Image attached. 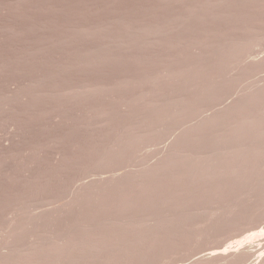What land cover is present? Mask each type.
I'll use <instances>...</instances> for the list:
<instances>
[{"label": "rangeland", "instance_id": "374dc122", "mask_svg": "<svg viewBox=\"0 0 264 264\" xmlns=\"http://www.w3.org/2000/svg\"><path fill=\"white\" fill-rule=\"evenodd\" d=\"M203 35L204 38L202 37ZM200 38H203V42ZM205 39L208 40L207 43L210 45L206 43ZM211 41L212 43H210ZM199 43L201 46L195 47ZM225 45L230 48L238 45V50L235 47L237 54H234L235 48L229 50L230 48L225 47ZM218 46L220 50H218ZM215 50L220 52L217 53ZM224 51L226 53L229 52L230 56L233 53L235 58H233V54L231 58ZM221 52H223L224 56ZM215 53L217 57L221 56V59L219 57L217 60ZM222 57L227 58V61L229 58L228 63ZM215 61H221V63ZM212 62L216 67L219 66V69H225V72L218 70ZM219 63L222 67H220ZM225 63L231 66H227ZM207 64L214 69L212 72ZM263 64L264 0H0V264H25V262H27L26 264H48L45 263L47 260L49 264L50 262L51 264H264V159L263 162L261 161L262 155L264 158V150L262 149L264 148V131H260L261 129L264 130V106H262L264 105V86H262L264 85ZM198 66L201 67L198 69ZM255 67L259 68V70H255ZM170 68L173 72L171 70V72H168ZM185 68L188 71L190 69V71L188 72ZM192 68L198 69L199 72L196 69L193 71ZM204 68L205 72L203 71ZM245 68L250 73L248 71L242 72ZM252 68L254 69L253 73H251ZM164 69L169 74L166 71L163 72ZM182 69L185 73H188H181L183 72ZM174 70L180 72L177 73L176 71V74H174ZM195 70L198 74L204 72L202 74L205 75H198ZM209 70L211 75L207 73ZM233 70L234 72H232ZM192 71L195 73L192 74L191 78H188V76H191L190 72ZM257 72L262 76L260 77ZM158 74L161 75L159 76ZM182 74H185L186 77ZM166 75H171L172 78H168ZM173 75L177 76L174 77ZM209 75L211 78H209ZM193 76L195 78L196 76L200 78L202 76L205 81L203 78H201L202 81L200 78L194 79ZM148 77L152 78L148 79ZM234 78L236 82H234ZM128 79L129 82L131 80V84H129ZM150 79L153 80L150 82ZM238 79H242L241 82ZM254 80H257L256 82L259 85L256 84L257 88L255 85H252L255 82ZM242 81L245 84L248 82L249 84L247 85L249 87L243 84ZM227 83L229 84V88ZM234 83L237 85L240 83L242 87L239 84L240 86L236 85L237 89H235ZM89 84L90 87L87 86ZM100 84L102 89L99 87ZM193 84H196L195 87L197 86V88L191 86ZM209 84H212L211 87ZM96 85L98 88H96ZM208 86L209 88L207 89L206 87ZM245 86L248 90L244 89ZM224 87L227 88L224 89ZM250 87L252 90L249 89ZM260 87L261 90H259ZM162 88L163 91L161 90ZM167 88L171 89V94L165 92V90H168ZM172 88L176 93L172 91ZM180 88L182 91H180ZM254 88L257 90L256 92H254ZM99 89L101 90L98 91ZM194 89L198 92H193L195 91ZM213 89H215L214 92L211 91ZM226 89H230L229 92L231 91L232 96H230ZM157 90L161 95H158ZM216 90H220L221 92H219L223 93V96L221 97V94L217 91L220 94V97H218ZM152 91H155L157 94H154L155 92L152 93ZM252 92L255 94L253 93V95ZM257 92L259 94H256ZM206 93L210 97L212 96V98L214 97L213 94L216 93L218 99H216L217 97L214 98L217 104L214 103L215 101L212 102L214 98L211 99L212 101L209 104L210 97ZM196 94H201L202 97ZM225 94L228 95L226 96L227 98L224 97ZM243 94H246L245 97L247 99V96L250 94H252L250 96L253 98L255 96H257L256 98H259L258 96L260 98L263 97L262 109H260L263 114H258L257 111L255 115L263 116L261 121L262 128L256 129L259 132H255L256 130H254L255 133L250 132L253 130L250 127L249 129H247L248 127H244L247 131L242 127L241 131L243 129L245 131L238 132L240 130L238 125H241L239 124L240 120L235 119V121L232 119L236 116L232 111L233 115L229 114V110H232L234 106H242L238 103L248 104L250 100H247ZM184 95L185 97L188 95V98H185ZM158 96H162L161 98L166 99L167 102L158 98ZM206 97L209 98L207 99ZM189 98L191 101L194 98L196 100L189 102ZM128 99L131 101L129 102ZM132 99L136 100L133 101ZM199 99L200 101H198ZM222 99L224 100L222 101ZM237 99H240L239 102ZM242 99H246L248 102H244ZM155 100H158V103ZM177 100L181 104L177 103ZM225 100H228L229 104ZM184 101L188 102V105L191 103L192 107L189 105V108L187 104H184ZM203 101H207V103H203ZM218 101L221 103H218ZM173 102L175 103L174 105ZM182 102V108L186 112L184 109L181 110L180 106H182ZM222 102L225 103L221 105ZM231 102H235V105ZM212 103L218 106L215 105L214 109ZM198 104L201 106L209 105L206 108L202 106V108ZM193 105H197L198 107H193ZM231 105L234 106L232 107ZM243 106L245 105L243 104ZM158 108L161 109L159 110ZM217 108L220 110H217ZM177 109L179 111H176L177 114L181 111L183 113L181 112L176 115L175 110ZM204 109L207 111L204 112ZM225 109L228 110L227 113ZM213 113L216 116L222 113L225 116L229 114L232 115V118H228L227 120L229 121H226L227 117L224 118L221 122L225 121V125H215L219 130L217 127H215L216 129L214 127H208L209 129L203 127L205 130L212 131L211 135L209 131H206L207 133L209 132V135H207L203 131V128L201 130V127L203 124L204 126L205 124L206 126L209 125L205 122L207 121L206 119L213 122L211 119L214 120L216 117ZM201 114L203 115L201 116ZM206 114H209V117L211 118L212 116V118H208ZM127 116L130 120L127 119ZM187 116L190 120H184L188 119ZM192 116L196 120L198 119L199 124L203 119L205 121L203 120L204 123L202 122V125H197V121ZM231 120L234 122V124L233 122L231 123L233 125L232 128L230 127L232 125L229 124ZM173 121L176 123L174 124ZM236 122L239 123L237 124ZM123 123L125 126L122 125ZM129 125L134 126L133 129ZM193 125L198 129H195ZM220 126L222 127L221 129ZM176 127L180 129L175 132L176 134H173L171 131H176ZM190 128H193L192 131ZM236 130L238 134H236ZM193 131L200 135L204 132L205 136L204 134L203 137L195 135L197 137L194 138ZM139 132L143 133V136ZM185 132H187L186 136H184ZM146 133L149 134L148 138H145V135L147 136ZM128 134L133 139L130 136L128 137ZM188 134H190V137ZM240 134L246 135L245 137L248 140L244 139L245 137ZM252 134L255 135V138ZM137 135H140L143 139L140 136L141 139H139ZM237 135H239L238 137H242L239 139ZM187 136L189 137L188 140ZM215 136L219 138L215 140ZM191 137L193 140L196 139L194 140L195 142L193 141V144L192 142L188 143L192 140H190ZM228 137L231 142L228 140ZM137 138L138 140H135ZM153 138H157V140ZM210 138L214 140L212 141L214 143L211 142ZM178 139H183L184 144ZM250 139L254 141L253 144L255 143L252 146L254 149L251 147L252 142ZM133 140L135 141L133 142ZM204 140L207 141V146H205ZM224 140H228L229 143L224 142ZM223 143H226V145ZM185 144H189V147H185ZM245 144H247V148ZM180 145L184 146L181 147ZM126 146L127 148H123ZM133 146L134 148H132ZM230 146L233 150H231ZM248 147L257 153L259 151V154L253 151L254 155L257 154L254 156ZM191 148L192 152L189 151ZM208 148L216 151L208 150ZM185 149L186 151H184ZM247 149L249 150L248 153L245 151ZM260 149L263 151L261 152ZM176 150H179V152H176ZM229 150L234 153H230ZM224 151L228 152H226L227 155L223 154ZM103 153L106 154L104 158ZM235 153L239 154V157ZM245 153H247L246 156L249 155L247 160L246 156H243ZM215 154L217 156L221 155V162H219L220 158L218 157V159ZM251 154L253 161L256 159L255 162L252 161ZM210 155H214L216 158ZM224 155L229 158H226ZM259 155L261 156L258 157ZM106 156H110V158L107 160L108 157ZM161 156H164L163 159H161ZM193 156L197 158L193 159ZM240 156L243 159H240ZM232 157L237 158L232 159ZM112 158L113 160L111 161ZM238 158L240 162H237ZM181 159H184L185 162ZM192 159L198 160L197 162L193 161L195 162L194 164L190 163ZM225 159H227V163ZM203 160L206 163H203ZM258 160L261 162H258ZM154 161H156V164ZM175 161L176 163L174 164ZM212 162L214 163L212 164ZM215 163H218L219 166ZM244 163L249 164V166ZM251 163L252 165H250ZM202 164L203 166L205 164L204 168H201L203 167ZM206 164H212L214 168L213 166L209 168ZM251 166L252 168L250 169ZM165 167H168V171ZM186 168L189 172L185 170ZM178 169L180 170L178 171ZM208 170L209 172H207ZM132 171L133 174L131 173ZM200 171L205 173H201ZM134 172L137 177L134 176ZM164 172L167 173L164 174ZM243 172H246L245 174L249 172L250 174H247L249 176L246 177ZM144 173H151V175L155 176L154 178L153 175L148 176L147 174L141 176ZM239 173L240 176H237ZM128 174H131V176H128ZM156 174L158 175L157 177ZM167 174L169 175V179H173L168 180ZM189 174L191 176H187ZM220 175H223V177ZM134 177L138 180L134 179ZM162 177H164V180H161ZM238 178L240 181L241 178L245 180L240 182ZM176 179L178 180L177 182ZM208 179L212 182L211 184ZM219 179L220 181H218ZM230 179H235L236 182ZM173 180L175 181L170 183ZM229 180L231 183L228 185ZM134 181L140 183L143 181L144 185L142 184L143 182L137 185L138 182ZM160 181L168 184H163ZM183 181L188 182L187 184H191L190 182H192V187ZM221 181L224 182V186L220 184ZM123 182L124 184L127 183L125 186L128 184L129 186L125 187L122 185ZM132 182L134 183L132 184ZM119 183L122 184L119 186L117 185ZM198 183H202L203 185ZM216 183L222 187L228 186V188H223L225 189L223 191L222 187L216 185ZM116 185L119 188H116ZM121 185L125 188L122 187L120 189ZM211 185L214 188L210 187ZM110 186H113L114 189L111 190ZM195 186L201 189L197 188L194 191L195 193H192L194 197H197L195 199L196 202L193 201L194 197L192 195H187L188 192L190 194V191L196 188ZM130 187L131 195L129 193ZM135 187L141 189L138 190ZM179 187L183 190H180ZM107 188L112 192L106 191ZM189 188L190 190H188ZM209 188H213L214 191L211 192ZM123 190L127 193L125 191L120 192ZM137 190L138 192L143 190L145 194H143V191L139 192L142 194H139ZM174 190L180 194H176ZM185 190L188 191L186 192L187 194ZM99 191H104L105 195H102L104 192L100 194ZM89 192L91 193L88 194ZM95 192L96 196L93 194ZM97 194L101 196L99 197ZM106 194L109 196L107 197ZM170 195H172V198ZM83 196L84 199L82 198ZM159 196L162 197L160 198ZM181 196L183 197L182 199H180ZM189 196H191V199ZM199 196L201 200L203 199V202L198 198ZM85 197L89 199L86 200L87 198ZM90 197L92 198L90 199ZM118 197L122 202H119L120 199ZM117 198L118 200H116ZM140 199L141 201H138ZM159 199L162 204L160 201L156 202ZM162 199L167 200L162 201ZM176 199H179L180 202L178 201V203L181 204H177ZM70 200L72 203H70ZM123 200L125 201L124 203ZM187 200L189 203L191 201V204H188ZM127 202H129V206H127ZM139 202L142 203L140 204ZM184 202L187 204L185 205ZM135 203L137 204L135 206L142 211L135 206L133 207ZM182 204L187 206V208L183 207ZM118 205L119 207H117ZM149 206H151V209L145 208ZM113 212L116 213L114 214ZM99 222L103 223L100 224ZM162 223L167 226H163ZM168 223L170 226H168ZM112 224H114V228L111 227ZM119 224H122L121 227ZM160 224L163 226L162 228ZM115 225H118V227L116 226L117 228H115ZM155 228L163 233L164 237H161L162 234L160 235L159 231L156 230V234L160 236L159 239L155 238V232H152L155 235L149 233ZM86 229L94 231V237H92L93 235L90 236L92 233L90 232L89 234V231ZM104 229L106 232H104ZM118 229L120 230L118 231ZM170 229H174L175 231L171 232ZM96 232H98V235H96ZM126 232L130 234L126 236L128 234H125ZM132 232H134L135 236ZM140 232H144L146 236ZM175 232L176 234H172ZM83 233H87V236L91 239L85 236L86 234L83 237ZM252 234L256 235L254 240L250 238L253 237ZM149 235H152V238ZM173 235H175V238ZM98 236L104 238L100 239ZM139 236L143 241L138 238ZM144 236L148 238L147 242L144 241L147 239ZM70 237L74 238L71 239ZM78 237L80 238L78 239ZM96 237L99 238V241ZM165 237H168L167 241ZM153 238L159 241H153ZM149 239L151 240L150 242ZM116 240L119 242L117 243ZM76 243L81 244L76 246ZM115 244L119 247L113 246ZM127 244L129 245L128 251L123 250L126 249ZM130 244H133V248ZM100 245L103 246L99 247ZM228 246L231 247L228 249ZM90 248L93 249L91 250ZM145 248L147 249L145 250ZM119 249L122 251H119ZM90 250L91 252H88ZM119 253L121 254L120 256L118 255ZM51 258H53L54 262L50 260Z\"/></svg>", "mask_w": 264, "mask_h": 264}, {"label": "bare ground", "instance_id": "6f19581e", "mask_svg": "<svg viewBox=\"0 0 264 264\" xmlns=\"http://www.w3.org/2000/svg\"><path fill=\"white\" fill-rule=\"evenodd\" d=\"M210 14H211V13H210ZM211 15L213 16V14H211ZM213 17H214V16H213ZM202 37L204 38V35H203ZM205 37H206V36H205ZM203 38H202V39H203ZM208 38H209V37H208ZM208 38H207V39H208ZM198 39H199V37H198ZM202 39L200 38L201 41H202ZM207 39H205L206 43L208 42ZM209 39H211V38H209ZM205 41H204V42H205ZM196 42H199V41H196ZM196 42H195V43H196ZM202 42H203V41H202ZM200 43H201V42H200ZM200 43H199V45H195V47H196V46H197V47L201 46ZM210 43H212V41H211ZM234 43H236V42H234ZM234 43H233V44H234ZM192 44H193V43H192ZM197 44H198V43H197ZM203 44H204V43H203ZM203 44H202V46H203ZM207 44H209V43H207ZM222 44H223V43H222ZM209 45H210V44H209ZM219 45H220V44H219ZM223 45H224V44H223ZM229 45H230V44H229ZM206 46H207V45H206ZM237 46H238V45H236L235 47H237ZM203 47H204V46H203ZM208 47H210V46H208ZM212 47H213V45H212ZM221 47H222V46H221ZM223 47H224V46H223ZM225 47H229V46H226V45H225ZM235 47L232 46L231 48H235ZM213 48H214V47H213ZM217 48H219V46H218ZM229 48H230V47H229ZM231 48H230L229 50H231ZM205 49H206V48H205ZM238 49H239V48L237 47V50H238ZM207 50H208V49H207ZM212 50H213V49H212ZM218 50H220V48H219ZM226 50H227V48H226ZM229 50H227V51H229ZM237 50H236V48H235V50H234L235 53H234V54H237V53H236ZM205 51H206V50H205ZM205 51H204V52H205ZM216 51H217V50H215V52H216ZM221 51H222V50H221ZM94 52H95V51H94ZM94 52H93V53H94ZM204 52H203V54H204ZM206 52H207V51H206ZM218 52H220V51H217V53H218ZM224 52H225V51H224ZM229 52H230V51H229ZM229 52H227V53L225 52V53H226L227 55L230 56V54H228ZM231 52H233V51H231ZM91 53H92V52H91ZM221 53L223 54V52H221ZM205 54L207 55V53H205ZM208 54H209V53H208ZM215 54H216V53H215ZM222 54H221V55H222ZM232 54H233V53H232ZM232 54H231V56H230L231 58H232ZM234 54H233V58H235V57H234ZM227 55H226V56H227ZM223 56H224V54H223ZM237 56H238V55H237ZM237 56H236V57H237ZM186 57H187V56H186ZM219 57H220V59H221V56H219ZM219 57H217V54H216V57H215V58H217V60H218ZM222 58H225V57H222ZM225 59H226V61H227V58H225ZM236 60H237V59H236ZM239 60H240V59H239ZM223 61L225 62V60H223ZM228 61H229V58H228ZM228 61H227V63H228ZM215 62H220V63H221V61H215ZM212 63H213V62H212ZM220 63H219V64H220ZM213 64H214V63H213ZM225 64H226V63H225ZM229 64H230V62H229ZM205 65H206V64H205ZM207 65H209V64H207ZM210 65H211V67H212V64H211V63H210ZM210 65H209V68H211ZM216 65H217V64H216ZM226 65H227V66H231V65H228V64H226ZM202 66H204V65H202ZM214 66H215V64H214ZM260 66H261V65H260ZM263 66H264V64L262 65V67H263ZM169 67H170V66H169ZM169 67H168V68H169ZM188 67H189V66H188ZM200 67H201V66H200ZM200 67L198 66V69H199ZM207 67H208V66H207ZM215 67H216V66H215ZM215 67H214V68H215ZM220 67H222L221 64H220ZM224 67H225V66H224ZM258 67H259V66H258ZM168 68H167V69H168ZM189 68H191V67H189ZM202 68H203V67H202ZM205 68H206V67H205ZM205 68H204V70H203L204 72H205ZM212 68H213V67H212ZM212 68H211V72H212V70H214V69H212ZM216 68H217L218 70H222V71L225 72V69H221V68L219 69V66L216 67ZM229 68H230V67H229ZM255 68H256V67H255ZM260 68H261V67H260ZM263 68H264V67H263ZM263 68H262V69H263ZM173 69H174V68H173ZM185 69H187V68H185ZM194 69H196V68H192L193 71H194ZM198 69H196L197 72H199ZM206 69H207V68H206ZM217 69H216V70H217ZM226 69H227V68H226ZM247 69H248V68H247ZM257 69L259 70V68H256L255 70H257ZM262 69H261V71H262ZM170 70H171V68L169 69L168 72H171V71L173 72V70H171V71H170ZM178 70H179V69H178ZM182 70H183V69H182ZM182 70H181V71H182ZM196 70H195V72H196ZM249 70H250V69H249ZM165 71H166V70L164 69L163 72H165ZM176 71H177V70H176ZM176 71L174 70V74H176V73H175ZM187 71H188V69H187ZM189 71H190V69H189ZM189 71H188V72H189ZM193 71L190 72V73H191V76H188V75H190V74L187 75L188 78H189V77L191 78V77H192V74L195 73V72H193ZM206 71H207V70H206ZM230 71H231V70H230ZM245 71H248V70H246V68H245V70L242 71V72H245ZM253 71H254V69L252 68L251 73H253ZM163 72H162V73H163ZM166 72H167V71H166ZM168 72H167V73H168ZM179 72H180V71H177V73H179ZM188 72H186V73H188ZM197 72H196V74H198ZM204 72H202V73H204ZM209 72H210V70H209L207 73H209ZM215 72H216V71H215ZM215 72H214V73H215ZM218 72H220V71H218ZM232 72H234V70H233ZM248 72H249V71H248ZM248 72H247V73H248ZM258 72H259V71H258ZM258 72H257V73H258ZM181 73H185V71L183 70V72H181ZM186 73H185V74H186ZM202 73L200 72L199 74L203 75ZM226 73H227V72H226ZM238 73H239V72H238ZM238 73H237V74H238ZM247 73H246V74H247ZM249 73H250V72H249ZM259 73H260V72H259ZM259 73H258V74H259ZM263 73H264V70H263ZM263 73H262V74H263ZM168 74H169V73H168ZM168 74H167V75H168ZM172 74H173V73H172ZM172 74H171V75H172ZM185 74H184V75L182 74V75H183L184 77H186ZM199 74H198V75H199ZM209 74H210V73H209ZM217 74H218V73H217ZM246 74H245V75H246ZM254 74L256 75V73H254ZM254 74H253V75H254ZM158 75H159V74H158ZM158 75H156V76L158 77ZM160 75H161V74H160ZM160 75H159V76H160ZM167 75H166V76H167ZM171 75H170V76H167V77H168V78H172ZM204 75H205V74H204ZM204 75H203V76H204ZM210 75H211V74H210ZM210 75H209V78H211ZM242 75H243V74H242ZM247 75H248V74H247ZM259 75H260V74H259ZM164 76H165V75H164ZM173 76H174V75H173ZM175 76H177V75H175ZM175 76H174V77H175ZM183 76H182V78H183ZM206 76H207V75H206ZM214 76H215V75H214ZM237 76H239V75H237ZM240 76H241V74H240ZM240 76H239V77H240ZM256 76H257V75H256ZM256 76H255V77H256ZM261 76H262V75H260V77H261ZM145 77H146V76H145ZM145 77H144V78H145ZM153 77H154V76H153ZM178 77H179V75H178ZM212 77H213V76H212ZM245 77H246V76H245ZM248 77H250V75H248ZM252 77H253V76H252ZM149 78H152V77H148V79H149ZM154 78H155V77H154ZM159 78H160V77H159ZM176 78H177V77H176ZM193 78L196 79V78H200V77H197V76H196V78H195V77L193 76ZM193 78H192V79H193ZM201 78H203V80H204V77L201 76ZM201 78H200V79H201ZM209 78H208V79H209ZM213 78H214V77H213ZM236 78H238V77H236ZM241 78L243 79V77H241ZM253 78H254V77H253ZM257 78H258V77H257ZM138 79H142V78H138ZM138 79H137V80H138ZM145 79H146V78H145ZM148 79H147V80H148ZM177 79H178V78H177ZM184 79H185V78H184ZM192 79H191V80H192ZM194 79H193V80H194ZM205 79H207V78H205ZM208 79H207V80H208ZM242 79H241V80H242ZM244 79H246V78H244ZM248 79H249V78H248ZM251 79H252V78H251ZM255 79H256V78H255ZM259 79H261V78H259ZM259 79H257V80H259ZM262 79H263V78H262ZM147 80H145V81H147ZM152 80H153V79H150V82H151ZM157 80H158V78H157ZM193 80H192V81H193ZM230 80H231V79H230ZM234 80H235V78H234ZM238 80H239V79H238ZM241 80H239V81L241 82ZM249 80H250V79H249ZM257 80H256V81H257ZM263 80H264V79H263ZM121 81H122V80H121ZM121 81H120V82H121ZM123 81H125V80H123ZM126 81H127V80H126ZM140 81H142V80H140ZM143 81H144V80H143ZM155 81H156V80H155ZM201 81H202V79H201ZM204 81H205V80H204ZM204 81H203V83H204ZM245 81H247V80H245ZM254 81H255V80H254ZM256 81H255V82H256ZM260 81H261V80H260ZM260 81H259V82H260ZM128 82H129V79H128ZM130 82H131V80H130ZM130 82H129V84H131ZM134 82H135V81H134ZM134 82H132V83H134ZM138 82H139V81H138ZM148 82H149V81H148ZM148 82H147V83H148ZM150 82H149V83H150ZM175 82H176V81H175ZM188 82H189V81H188ZM209 82H210V80H209ZM234 82H236V80H235ZM237 82H238V81H237ZM249 82H251V81H249ZM255 82H254V83H255ZM124 83H125V84H128V83H126V82H124ZM140 83H141V82H140ZM142 83H144V82H142ZM145 83H146V82H145ZM185 83H186V81H185ZM205 83H206V82H205ZM207 83H208V81H207ZM231 83H232V82H231ZM242 83L245 84L244 81H242ZM252 83H253V82H252ZM254 83H253L252 85H255V87H256L257 82H256L255 84H254ZM262 83H263V82H262ZM119 84H120V83H119ZM119 84H118V85H119ZM129 84H128V85H129ZM138 84H139V83H138ZM227 84H228V83H227ZM227 84H225V85H227ZM232 84H233V83H232ZM234 84H235V83H234ZM239 84H240V83H239ZM239 84H238V85H239ZM247 84H249V83L247 82L245 85H247ZM250 84H251V83H250ZM259 84L262 85L261 83H259ZM85 85H86V84H85ZM91 85H92V84H91ZM97 85H99V84H97ZM97 85H96V88H98ZM195 85H196V84H193V85H191V86H194V87H195ZM197 85H198V84H197ZM209 85H210V84H209ZM211 85H212V84H211ZM211 85H210V87H211ZM214 85H215V87H217L216 84H214ZM217 85H218V84H217ZM225 85H223V86H225ZM236 85H237V84L234 85V88H235V89H237V87H235ZM238 85H237V86H238ZM240 85H241V87H242V84H240ZM240 85H239V86H240ZM257 85H258V84H257ZM87 86L90 87V84L87 85ZM122 86H123V85H122ZM124 86H125V85H124ZM126 86H127V85H126ZM206 86H207V85H206ZM230 86H231V85H230ZM243 86H244V85H243ZM247 86H248V85H247ZM250 86H251V85H250ZM258 86H259V85H258ZM262 86H264V85H262ZM85 87H86V86H85ZM88 87H86V88L88 89ZM99 87L101 88V84H100ZM104 87H105V86H104ZM198 87H200V85H198ZM213 87H214V86H213ZM215 87H214V88H215ZM219 87H220V85H219ZM232 87H233V86H232ZM232 87H231V88H232ZM248 87H249V86H248ZM251 87H253V86H251ZM251 87H250L249 89H251ZM93 88H95V87H93ZM93 88H91V89H93ZM177 88H178V87H177ZM195 88H197V86H196ZM206 88L208 89L209 86L206 87ZM222 88H223V87H222ZM225 88H227V87H224V89H225ZM228 88H229V84H228ZM231 88H230V89H231ZM234 88H233V89H234ZM245 88H246V90H248L246 86L244 87V89H245ZM256 88H257V87H256ZM83 89H84V87H83ZM83 89H82V90H83ZM101 89H102V88H101ZM101 89H99L98 91H100ZM159 89H160V88H159ZM164 89H166V88H164ZM167 89H168V88H167ZM172 89H173V88H172ZM174 89H175V87H174ZM174 89H173L172 91L175 92ZM180 89H181V88H180ZM183 89H184V87H183ZM198 89H199V88H198ZM210 89H211V88H210ZM216 89H217V88H216ZM219 89H220V88H219ZM230 89H229V90H230ZM239 89H240V88H239ZM244 89H243V90H244ZM254 89H255V88H254ZM254 89H253V90H254ZM262 89H263V88H262ZM85 90H86V89H85ZM89 90H90V89H89ZM95 90H97V89H95ZM155 90H156V89H155ZM161 90L163 91V88H162ZM168 90H169V89H168ZM168 90H167V91L165 90V92H169V94H171V93H170V90H171V89H170L169 91H168ZM194 90H195V89H194ZM203 90H205V89H203ZM214 90H215V89H213V90H211V91L214 92ZM226 90H227V89H226ZM229 90H227V91H228V93L230 94V96H232V95H231V91L229 92ZM243 90H241V91L244 93ZM251 90H252V89H251ZM251 90H250V92H251ZM259 90H261V87L259 88ZM157 91H158V90H157ZM162 91H161V93H162ZM176 91H177V90H176ZM180 91H182V89H181ZM217 91H218V90H216V92H217ZM219 91H220V90H219ZM219 91H218V92H219ZM232 91H233V90H232ZM234 91H235V90H234ZM237 91H238V90H237ZM256 91H257V90L255 89L254 92H256ZM153 92H155V91H152V93H153ZM178 92H179V91H178ZM193 92H196V90L193 91ZM193 92H192V94H193ZM197 92H198V91H197ZM197 92H196V93H197ZM202 92H204V91H202ZM202 92H201V93H202ZM218 92H217V94H218ZM220 92H221V91H220ZM220 92H219V93H220ZM254 92H252V94H253ZM175 93H176V92H175ZM199 93H200V92H199ZM225 93H226V92H225ZM228 93H227V94H228ZM235 93H236V92H235ZM154 94H157V93L155 92ZM165 94L168 95L167 93H165ZM177 94H178V93H177ZM194 94H195V93H194ZM202 94H203V93H202ZM206 94H207V93H206ZM206 94H205V95H206ZM212 94H213V93H212ZM220 94H221V93H220ZM220 94H218V97H220V96L222 97V96H223V95H222L223 93H222L221 95H220ZM232 94H233V93H232ZM238 94H239V93H238ZM240 94H241V93H240ZM247 94H249V93H247ZM252 94H250V95H252ZM254 94H255V93H254ZM254 94H253V95H254ZM256 94H259V93L257 92ZM261 94H262V93H261ZM158 95H161V94L159 93V91H158ZM188 95H189V94H188ZM188 95H187V97H185V95H184V97H185V98H188ZM196 95H197V94H196ZM199 95L202 97L201 94H199ZM199 95H197V96H199ZM205 95H204V96H205ZM207 95L209 96V94H207ZM213 95H214V97H217V96H216V93L213 94ZM219 95H220V96H219ZM245 95H246V94H245ZM245 95L243 94L244 97H245ZM250 95L247 96L248 99L245 97L247 100H250L249 102L246 101V99H244V100L242 99L244 102H248V104H247V103H238L239 100H240L241 98H240V99H237V100H238L237 103H238V104H241V105H242L241 107H239L240 105H238L237 107H235V106H234V105H235V104H234L235 102H231V103L234 104V105H233L234 108H233L232 110H229L230 113H229V112H228V113H229V114L234 113V114L236 115L235 117L233 116L234 118H232V115H233V114H232V115H229V114L227 115V114H226L227 111H228V110H226V109H225V110H226V113H225L226 116L224 115V113H222L223 116H221L222 114L219 115V116H216V115H217V114H216L217 111L215 112L216 115L213 113V114L216 116V117L214 118V120L211 119V118H212V116H211L212 113H211V115H210L211 118L209 117V114H210V113H209L208 115L206 114L207 117L210 118V119L213 121V122H211V121H209L208 119H206L207 121H205V120L203 119L205 122H207V123L209 124V125L207 124L208 126H206V124H205V126H204V124L202 125V122L204 123V121L202 120V118H200V119L202 120V122H200V124H199L198 121H197L198 119L196 120L193 116H192V117L194 118V120L197 121V123H196L197 125H202L201 130H202L203 127H205V128H208V127H214V128H215V127H217V126H215V125H218V126H219L220 124H221V125H225L226 122H225V121H224V122H221V121L224 120V118L227 117V118H226V121H229V120H227L228 118H229V119L232 118L233 120L237 119L238 121L240 120V121H239L240 123H239V122H236L237 124H238V123L241 124V125H238V126L240 127V130H239V128L237 127L238 130H239L238 132L241 131V128H242V127H243V128H244V127H248L247 129H249V127H250V128H252L253 130H251V131L249 130V131H250V132H254V130H256V129L258 130V129L262 128V123H261V121H262V118H263L264 115H263V116H262V115H260V116H258V115L255 116V115H256L257 113H258V114H260V113L263 114L262 110H260V109H262L261 107L264 106V105H262L264 101H263V97H261L262 99L260 98V96H258L259 98H256L257 96H255V97L253 98V97L250 96ZM204 96H203V97H204ZM226 96H228V95L225 94L224 97L227 98ZM263 96H264V94H263ZM121 97H122V96H121ZM121 97H120V98H121ZM161 97H162V96H161ZM161 97L158 96V98H161ZM182 97H183V96H182ZM192 97H193V96H192ZM209 97H210V96H209ZM209 97H208V98H209ZM214 97H213V98H214ZM218 97H217L216 99H218ZM234 97H235V96H234ZM239 97H240V96H239ZM241 97H242V94H241ZM244 97H243V98H244ZM164 98H165V97H164ZM204 98H205V97H204ZM204 98H202V99H204ZM206 98H207V97H206ZM208 98H207V99H208ZM213 98H212V96L210 97V100L208 101L209 104L211 103L210 101H212L211 99H213ZM228 98H230V97H228ZM249 98H250V99H249ZM251 98H252V99H251ZM124 99H125V98H124ZM161 99H162V98H161ZM167 99H168V98H167ZM169 99H170V98H169ZM181 99H182V100H185V99H183V98H181ZM197 99H198V98H197ZM216 99L214 98L212 102L215 101L214 103H216V102H217ZM219 99H220V98H219ZM230 99H231V98H230ZM235 99H236V98H235ZM235 99H234V100H235ZM257 99H260V100H257ZM120 100H121V99H120ZM125 100H126V99H125ZM128 100H129V102L131 101L130 99H128ZM132 100H133V99H132ZM134 100H136V99H134ZM134 100H133V101H134ZM162 100H165V101H166V99H162ZM186 100H187V99H186ZM188 100H189V102L191 101L190 98H189ZM194 100H196V98H194L192 101H194ZM223 100H224V99H222V101H223ZM234 100H233V101H234ZM123 101H124V100H123ZM155 101H156V100H155ZM157 101H158V100H157ZM157 101H156V102H157ZM177 101H178V100H177ZM192 101H191V102H192ZM198 101H200V99H199ZM225 101H226V100H225ZM229 101H230V100H229ZM243 101H242V102H243ZM262 101H263V102H262ZM127 102H128V101H127ZM129 102H128V103H129ZM156 102H154V103L156 104ZM160 102H161V101H160ZM166 102H167V101H166ZM166 102H165V103H166ZM174 102H175V101H174ZM174 102H173V105L175 104ZM204 102L207 103V101H203V103H204ZM250 102H251V103H250ZM131 103H132V102H131ZM133 103L135 104V102H133ZM157 103H158V102H157ZM165 103H163V104L165 105ZM177 103H180V102L178 101ZM187 103H188V102H187ZM187 103L184 101V104H187ZM193 103L195 104V102H193ZM193 103H192V104H193ZM218 103H221V102L218 101ZM223 103H225V102H222L221 105H223ZM226 103H228V100L226 101ZM231 103H230V104H231ZM249 103H250V104H249ZM126 104H127V103H126ZM159 104H160V103H159ZM180 104H181V103H180ZM190 104H191V103H189V105H190ZM209 104H207V105H209ZM216 104H217V103H216ZM216 104L213 105V103H212V105L214 106V109H215L216 106H218V105H216ZM228 104H229V103H228ZM228 104H227V105H228ZM243 104H244L245 106H243ZM120 105H121V104H120ZM123 105H125V103H123ZM128 105H129V104H128ZM176 105H178V104H176ZM187 105H188V104H187ZM187 105H186V106H187ZM189 105H188V106H189ZM198 105H199V104H198ZM207 105H205V106L202 105V106L206 108ZM215 105H216V106H215ZM261 105H262V106H261ZM152 106H153V104H152ZM152 106H151V108H153ZM156 106H157V105H156ZM188 106H187V107H188ZM190 106H191V105H190ZM190 106H189V108H190ZM195 106L198 107L197 105H195ZM195 106L193 105V107H195ZM199 106H201V105H199ZM202 106H201V107H202ZM213 106H212V107H213ZM219 106H220V105H219ZM224 106H226V105H224ZM228 106H229V105H228ZM231 106H232V105H231ZM233 106H232V107H233ZM130 107H131V106H130ZM145 107H146V106H145ZM145 107H144V108H145ZM160 107H161V105H160ZM177 107H179V106H177ZM177 107H176V108H177ZM180 107H181V110L184 109V108H182V107H183V102H182V106H180ZM191 107H192V106H191ZM203 107H202V108H203ZM208 107H210V106H208ZM232 107H231V108H232ZM176 108H175V109H176ZM185 108H186V107H185ZM220 108H221V107H220ZM142 109H143V108H142ZM148 109H149V108H148ZM148 109H147V110H148ZM158 109L160 110L161 108H158ZM162 109H163V108H162ZM194 109H195V108H194ZM197 109H198V108H197ZM200 109H201V108H200ZM212 109H213V108H212ZM218 109H219V108H217V110H218ZM147 110H146V111H147ZM155 110H156V109H155ZM166 110H167V109H166ZM184 110H185V109H184ZM188 110H190V109H188ZM188 110H187V111H188ZM191 110H192V109H191ZM219 110H220V109H219ZM140 111H141V110H140ZM150 111H152V110H150ZM150 111H149V112H150ZM153 111H154V110H153ZM156 111H157V110H156ZM176 111L179 112L178 109L175 110L176 115L180 114L181 112L183 113V111H181L180 113L177 114ZM193 111H194V110H193ZM198 111H199V109H198ZM205 111H207V110L204 109V112H205ZM231 111H232V113H231ZM257 111H258V112H257ZM263 111H264V107H263ZM104 112H105V111H104ZM134 112H135V111H134ZM137 112H138V109H137ZM159 112H160V111H159ZM185 112H186V110H185ZM194 112H195V111H194ZM204 112H203V114H204ZM208 112H210V111H208ZM208 112H206V113H208ZM223 112H224V108H223ZM256 112H257V113H256ZM142 113H143V112H142ZM152 113H153V112H152ZM154 113H156V112H154ZM157 113H158V111H157ZM173 113H174V112H173ZM191 113H193V112H191ZM191 113H190V114H191ZM196 113H197V112H196ZM132 114H134V113H132ZM132 114H131V115H132ZM135 114H136V113H135ZM144 114H145V111H144ZM147 114H148V113H147ZM158 114H159V113H158ZM166 114H168V113H166ZM203 114H201V116H202ZM219 114H220V113H219ZM136 115H137V114H136ZM141 115H142V114H141ZM176 115H173V116H176ZM181 115H182V114H181ZM181 115H180V116H181ZM183 115H184V114H183ZM185 115H186V114H185ZM195 115H196V114H195ZM195 115H194V116H195ZM204 115H205V114H204ZM115 116H117V115H115ZM133 116H134V115H133ZM153 116H154V114H153ZM173 116H171V117H173ZM188 116H189V115H188ZM188 116H187L188 119H184V120H190ZM228 116H231V117H228ZM254 116H255V117H254ZM117 117H118V116H117ZM127 117H128V116H127ZM148 117H149V116H148ZM166 117H167V116H166ZM182 117H183V116H182ZM182 117H181V119H182ZM184 117L186 118V116H184ZM190 117H191V115H190ZM125 118H126V117H125ZM125 118H124V119H125ZM131 118H133V117H131ZM135 118H136V116H135ZM145 118H146V117H145ZM155 118H156V115H155ZM155 118H153V119L155 120ZM168 118H169V117H168ZM177 118H179V117H177ZM193 118H192V119H193ZM197 118H198V115H197ZM205 118H206V117H205ZM249 118H250V120H249ZM251 118H252V120H251ZM113 119H114V118H113ZM118 119H119V118H118ZM118 119H117V120H118ZM127 119H129V117H128ZM136 119H137V118H136ZM138 119H139V118H138ZM146 119H147V118H146ZM149 119H150V118H149ZM174 119H175V118H174ZM217 119H220V120H217ZM129 120H130V119H129ZM133 120H134V118H133ZM167 120H168V119H167ZM171 120H172V119H171ZM175 120H176V119H175ZM179 120H180V119H179ZM201 120H200V121H201ZM263 120H264V119H263ZM118 121H120V120H118ZM126 121H128V120H126ZM176 121L178 122V120H176ZM181 121H182V120H181ZM235 121H236V120H235ZM130 122L132 123V121H130ZM173 122H174V121H173ZM179 122H180V121H179ZM182 122H183V121H182ZM185 122H186V121H185ZM187 122H188V121H187ZM232 122H233V121L231 120V121L229 122V124H231ZM263 122H264V121H263ZM119 123H120V122H119ZM121 123H122V122H121ZM125 123H126V122H125ZM175 123H176V122H174V124H175ZM189 123H190V122H189ZM191 123H192V121H191ZM260 123H261V124H260ZM127 124H128V123H127ZM142 124H143V123H142ZM178 124H179V123H178ZM180 124H181V123H180ZM186 124H188V123H186ZM196 124H195V125H196ZM227 124H228V123H227ZM229 124H228V125H229ZM233 124H234V122H233ZM120 125H121V124H120ZM122 125H124V123H123ZM132 125H133V124H132ZM153 125H154V124H153ZM170 125H172V123H170ZM195 125H193V126H194V128L196 129V128H197V127H196L197 125H196V126H195ZM211 125H213V126H211ZM231 125H232V124H231ZM242 125H243V126H242ZM245 125H246V126H245ZM260 125H261V126H260ZM263 125H264V123H263ZM124 126H125V125H124ZM130 126H131V125H129V127H130ZM136 126H138V125H136ZM147 126H149V124H147ZM147 126L145 125L146 128H147ZM226 126H227V125H226ZM131 127H132V129H133L134 126H131ZM131 127H130V128H131ZM145 127H144V128H145ZM230 127L232 128L233 125L230 126ZM259 127H260V128H259ZM137 128H138V127H137ZM148 128H149V127H148ZM171 128H172V127H171ZM205 128H203V131H204V132L209 131V130H208L209 128L206 129V130H205ZM217 128H218V127H217ZM221 128H222V127L220 126V129H221ZM228 128H229V127H228ZM231 128H230V129H231ZM235 128H236V127H235ZM263 128H264V126H263ZM122 129H123V128H122ZM135 129H136V128H135ZM135 129H134V130H135ZM166 129H167V128H166ZM168 129H169V128H168ZM172 129H173V128H172ZM178 129H180V128L178 127ZM178 129H177V127H176V131L174 130V132H173V131H171V132L174 134L175 132L178 131ZM188 129H189V127H188ZM190 129H191V128H190ZM192 129H193V128H192ZM192 129H191V131H192ZM197 129H198V128H197ZM210 129H211V128H210ZM212 129H213V128H212ZM215 129H216V128H215ZM215 129H214V130H215ZM233 129H234V128H233ZM244 129H245V128H244ZM244 129L242 130L243 132L246 130V129H245V130H244ZM118 130H119V129H118ZM199 130H200V129H199ZM218 130H219V128H218ZM257 130H256L255 132H259V131H257ZM119 131H120V130H119ZM151 131H152V130H151ZM189 131H190V130H189ZM191 131H190V132H191ZM216 131H217V130H216ZM234 131H235V130H234ZM242 131H241V132H242ZM246 131H247V130H246ZM260 131L263 132L264 130L261 129ZM145 132H146V131H145ZM181 132H182V131H181ZM193 132H194V131H193ZM193 132H192V134H194V138L197 137V136L199 137L200 134H197L196 132L193 133ZM200 132H201V131H200ZM200 132H198V133H200ZM204 132H202V134H201L200 136L203 137ZM209 132H210V135H211V132H212V131H209ZM209 132H208V133H209ZM238 132H237V130H236V134H238ZM250 132H249V133H250ZM255 132H254V133H255ZM121 133H122V132H121ZM123 133H124V132H123ZM126 133H128V132L126 131ZM135 133H136V132H135ZM135 133H133V134H135ZM139 133H140V132H139ZM149 133H150V132H149ZM186 133H187V132L184 133V134H185L184 136L187 135ZM195 133H196V134H195ZM208 133L206 132L205 134L209 135ZM214 133H215V132H214ZM218 133H220V132H218ZM246 133H247V132H246ZM249 133H248V134H249ZM263 133H264V132H263ZM130 134H131V133H130ZM130 134H128V137L130 136ZM136 134H137V133H136ZM140 134H142V136H143V133H140ZM144 134H145V133H144ZM146 134H147V133H146ZM152 134H153V132H152ZM175 134H176V133H175ZM192 134H191V135H192ZM205 134H204V136H205ZM242 134H245V133H242ZM242 134H240V135H242ZM256 134H259V133H256ZM148 135H149V134H147V136L145 135V138H146V137L148 138ZM168 135H169V134H168ZM177 135L179 136V134H177ZM180 135H181V134H180ZM195 135H197V136H195ZM212 135H218V134H212ZM222 135H226V134H222ZM249 135H250V134H249ZM260 135H261V134H260ZM263 135H264V134H263ZM135 136H136V135H135ZM139 136H140V135H137V137H139ZM181 136H182V135H181ZM181 136H180V138H181ZM188 136L190 137V134H188ZM188 136H187V140L189 139ZM192 136H193V135H192ZM238 136H239V135H237V137H238ZM242 136L245 137L246 135H242ZM242 136H240V137H242ZM252 136H254V138H255V135L252 134ZM252 136H251V137H252ZM257 136H258V135H257ZM261 136H262V135H261ZM261 136H260V137H261ZM124 137L127 138V136H125V135H124ZM130 137L132 138V136H130ZM140 137H141V136H140ZM140 137H139V139L142 138V137H141V138H140ZM207 137H209V136H207ZM207 137H206V138H207ZM210 137H212V136H210ZM215 137H216V136H215ZM225 137H227V136H225ZM235 137H236V136H235ZM240 137H238V138L240 139ZM149 138H150V137H149ZM176 138H177V136H176ZM185 138H186V137H185ZM206 138H205V139H206ZM213 138H214V137H213ZM218 138H219V137L217 136V137L214 138V139L217 140ZM248 138H250V137H248ZM254 138H253V139H254ZM258 138H259V137H258ZM117 139H118V138H117ZM120 139H121V138H120ZM132 139H133V138H132ZM142 139H143V138H142ZM153 139H155V138H153ZM191 139H192V137L190 138V140H191ZM202 139H203V138H202ZM244 139H246V137H245ZM251 139H252V138H251ZM251 139H250V140H251ZM256 139H257V138H256ZM260 139H261V138H260ZM260 139H259V140H260ZM118 140H119V139H118ZM130 140H131V139H130ZM135 140H138V138L135 139ZM135 140H133V142H134ZM155 140H157V138H156ZM178 140H179V141H182L183 139H182V140L178 139ZM194 140H196V139H194ZM194 140L192 139V140L189 141L188 143L192 142V144H193V141H194ZM197 140H198V138H197ZM208 140H209V138H208ZM210 140H211V142L214 141V140H212L211 138H210ZM222 140H223V139H222ZM225 140H226V139H225ZM225 140H224V142H228V143H229L228 140H230V138L228 137V140H227V141H225ZM246 140H248V139H246ZM257 140H258V139H257ZM263 140H264V139H263ZM119 141H120V140H119ZM141 141H142V140H141ZM204 141H205V140H204ZM254 141H255V139H254ZM254 141L251 140V142H252V143H251V147L255 144V143L253 144ZM116 142H118V141H116ZM139 142H140V141H139ZM139 142H138V143H139ZM182 142H183V141H182ZM185 142H187V141H185ZM194 142H195V141H194ZM198 142H200V141H198ZM206 142H207V141H205V144H206ZM230 142H231V140H230ZM262 142H263V141H262ZM119 143H120V142H119ZM123 143H124V142H123ZM176 143H178V142L176 141ZM196 143H197V142H196ZM196 143H195V144H196ZM201 143H202V142H201ZM201 143H200V144H201ZM212 143H214V142H212ZM117 144H118V143H117ZM121 144H122V143H121ZM124 144H126V143H124ZM183 144H184V142H183ZM195 144H194V145H195ZM219 144H220V143H219ZM219 144H218V146H219ZM223 144H224V143H223ZM223 144H222V145H223ZM248 144H249V143H248ZM133 145H134V143H133ZM171 145H173V144H171ZM185 145H186V144H185ZM188 145H189V144H188ZM188 145H186L185 147H189ZM194 145H193V146H194ZM203 145H204V144H203ZM208 145H211V144H208ZM213 145H215V144H213ZM224 145H226V143H225ZM231 145H232V144H231ZM246 145H247V144H245V146H246ZM122 146H123V145H122ZM180 146H181V145H180ZM183 146H184V145H183ZM183 146H181V147H183ZM190 146H191V145H190ZM195 146H196V145H195ZM200 146H202V145H200ZM205 146H207V144H206ZM228 146H229V144H228ZM245 146H244V147H245ZM261 146H262V145H261ZM117 147L119 148V146H117ZM170 147H172V146H170ZM185 147H184V148H185ZM191 147H192V146H191ZM198 147H199V146H198ZM198 147H197V148H198ZM209 147H211V146H209ZM230 147H231V146H230ZM233 147H234V146H233ZM238 147H239V145H238ZM257 147H258V146H257ZM257 147H256V148H257ZM263 147H264V146H263ZM123 148H127V146H126V147H123ZM128 148H129V147H128ZM132 148H134V146H133ZM132 148H130V149H132ZM197 148H196V149H197ZM217 148H218V147H217ZM231 148H232V147H231ZM246 148H247V146H246ZM252 148H253V147H252ZM258 148H259V147H258ZM258 148H257V149H258ZM111 149H112V148H111ZM115 149H116V148H115ZM168 149H169V148H168ZM176 149H177V148H176ZM181 149H182V148H181ZM186 149H187V148H186ZM186 149H185L184 151H186ZM193 149H194V148H193ZM206 149H207V148H206ZM209 149H210V148H208V150H209ZM240 149L242 150V148H240ZM248 149H249V147H248ZM248 149L245 150V151H247V153H248L249 150L252 151V149H249V150H248ZM253 149H254V148H253ZM257 149H256V150H257ZM262 149L264 150V148H262ZM113 150H114V149H113ZM120 150H121V149H120ZM125 150H126V149H125ZM128 150H129V149H128ZM188 150H189V149H188ZM191 150H192V148H191L189 151H191ZM204 150H205V149H204ZM210 150H211V149H210ZM212 150H213V149H212ZM212 150H211V151H212ZM231 150H233V148H232ZM231 150H229V152H230ZM263 150L260 149L261 152H262ZM106 151H107V150H106ZM115 151H116V150H115ZM115 151H114V152H115ZM118 151H119V149H118ZM118 151H117V152H118ZM122 151H123V149H122ZM168 151H169V150H168ZM177 151L179 152V150H176V152H177ZM184 151H182V152H184ZM213 151H214V150H213ZM215 151H216V150H215ZM215 151H214V152H215ZM227 151H228V150H227ZM227 151H224L223 154H226ZM243 151H244V150H243ZM245 151H244V152H245ZM253 151H254V150H253ZM253 151H252V154H253V155H254V152L257 153L256 151H254V152H253ZM257 151H258V150H257ZM100 152H102V151H100ZM172 152H173V151H172ZM191 152H192V151H191ZM217 152H218V151H217ZM219 152H220V150H219ZM219 152H218V153H219ZM92 153H93V152H92ZM92 153H91V154H92ZM104 153H105V151H104ZM104 153L102 154V155H103V158H104V156L106 155V154H104ZM106 153H107V152H106ZM123 153H124V152H123ZM167 153H168V152H167ZM227 153H228V152H227ZM230 153L233 154L234 152H230ZM247 153L243 154V156H246ZM100 154H101V153H100ZM119 154H120V153H119ZM160 154H161V153H160ZM168 154H169V153H168ZM192 154H193V153H192ZM235 154H236V153H235ZM249 154H250V153H249ZM252 154H251V156H252ZM257 154H259V151H258ZM257 154H256V155H257ZM189 155H191V154H189ZM199 155H200V154H199ZM206 155L209 156L207 153H206ZM211 155H212V153H211ZM211 155H210V156H211ZM215 155H216V154H215ZM221 155H222V153H221ZM221 155H220V156H221ZM226 155H227V154H226ZM226 155H224V156L226 157ZM230 155H231V154H230ZM238 155H239V154H236L237 157H239ZM256 155H254V156H256ZM89 156H92V155H89ZM95 156H97V155H95ZM113 156H114V155H113ZM120 156H121V155H120ZM122 156H123V155H122ZM165 156H166V155H165ZM185 156H186V155H185ZM187 156H188V155H187ZM187 156H186V157H187ZM200 156H201V155H200ZM213 156H214V155H213ZM213 156H211V157H213ZM216 156H217V155H216ZM216 156H214V157L216 158ZM220 156H217V158H218V157L220 158V159L218 158V159H219V162L222 161V159H221ZM228 156H229V154H228ZM231 156H232V155H231ZM243 156H242V157H243ZM248 156H249V155L246 156V160H247ZM260 156H261V155H259L258 157H260ZM101 157H102V156H101ZM101 157H100V158H101ZM106 157H108L107 160L110 158V156H106ZM125 157H126V156H125ZM161 157H162V156H161ZM163 157H164V156H163ZM163 157H162L161 159H163ZM167 157H168V155H167ZM170 157H171V156H170ZM175 157H176V156H175ZM177 157H178V156H177ZM188 157H189V156H188ZM190 157H191V156H190ZM193 157H194L193 159H195L196 156H193ZM214 157H213V158H214ZM237 157H235V158H237ZM258 157H257V159H258ZM115 158H116V156H115ZM183 158H184V157H183ZM196 158H197V157H196ZM226 158H229V157H226ZM235 158L232 157V159H235ZM118 159H119V158H118ZM118 159H117V160H118ZM125 159H126V158H125ZM154 159H155V158H154ZM157 159H160V158H157ZM161 159H160V160H161ZM165 159H166V157H165ZM169 159H170V158H169ZM175 159H176V158H175ZM177 159H178V158H177ZM179 159H180V158H179ZM189 159H190V158H189ZM193 159H192V162L190 161V163H194V164H195V162H197L198 159H197L196 161L193 160ZM223 159H224V157H223ZM240 159H243V158H241V156H240ZM263 159H264V158H263V155H262V159H261L262 162H263ZM101 160H102V159H101ZM112 160H113V158L111 159V161H112ZM122 160H123V158H122ZM172 160H173V159H172ZM181 160H184V159H181ZM187 160H188V159H187ZM225 160H226L225 162L227 163V159H225ZM244 160H245V158H244ZM250 160H251V159H250ZM250 160H248V161H250ZM255 160H256V159H254V161H253V156H252V161L255 162ZM151 161H152V159H151ZM179 161H180V160H179ZM193 161H195V162H193ZM233 161H234V160H233ZM238 161L240 162L239 158L237 159V162H238ZM248 161H247V163H248ZM261 161L258 160V162H261ZM104 162H105V161H104ZM113 162H114V161H113ZM152 162H153V161H152ZM154 162H155V164H156V161H154ZM159 162H160V161H159ZM184 162H185V160H184ZM198 162H199V161H198ZM202 162H203V163H206V162H204V160H203ZM202 162H201V163H202ZM225 162L223 161L224 164H225ZM234 162H236V161H234ZM243 162H244V161H243ZM243 162H241V163H243ZM245 162H246V161H245ZM250 162H251V161H250ZM98 163H99V162H98ZM107 163H108V162H107ZM117 163H118V162H117ZM122 163H123V161H122ZM122 163H121V164H122ZM157 163H158V161H157ZM175 163H176V161L174 162V164H175ZM178 163H180V162H178ZM188 163H189V162H188ZM208 163H209V162H208ZM213 163H214V162H212V164H213ZM229 163H230V162H229ZM121 164H120V165H121ZM153 164H154V163H153ZM161 164H162V163H161ZM182 164L184 165V163H182ZM182 164H181V165H182ZM212 164H210L211 166H210L209 164H206V165H207V167L209 166V168H210V167L213 166ZM215 164H218V163H215ZM215 164H214V165H215ZM231 164H232V162H231ZM231 164H230V165H231ZM244 164H246V163H244ZM103 165H104V163H103ZM110 165H111V163H110ZM148 165H149V164H148ZM150 165H151V164H150ZM158 165H159V164H158ZM171 165H172V164H171ZM177 165H179V164H177ZM191 165L193 166V164H191ZM226 165H227V164H226ZM242 165H243V164H242ZM246 165L249 166V164H246ZM250 165H252V163H251ZM172 166H173V165H172ZM184 166H185V165H184ZM197 166H198V164H197ZM202 166H203V164H202ZM204 166H205V164H204ZM204 166H203V167L199 166V167L204 168ZM215 166H216V165H215ZM218 166H219V164H218ZM222 166H223V164H222ZM227 166H228V165H227ZM233 166H234V164H233ZM153 167H155V166H153ZM156 167H157V166H156ZM162 167H164V166H162ZM168 167H169V166H168ZM168 167H165L166 170H167ZM170 167H171V166H170ZM177 167H178V166H177ZM187 167H188V166H187ZM199 167H198V168H199ZM237 167H238V166H237ZM237 167H236V168H237ZM246 167H247V166H246ZM258 167H259V166H258ZM258 167H257V168H258ZM165 168H164V169H165ZM189 168H190V167H189ZM195 168H196V167H195ZM213 168H214V166H213ZM233 168H234V167H233ZM233 168H232V169H233ZM240 168H241V167H240ZM251 168H252V166L250 167V169H251ZM160 169H161V168H160ZM162 169H163V168H162ZM175 169H177V168H175ZM193 169H194V168H193ZM199 169H200V168H199ZM219 169H220V168H219ZM229 169H230V168H229ZM232 169H231V171H232ZM241 169H242V168H241ZM241 169H240V170H241ZM250 169L248 168V170H250ZM153 170H154V168H153ZM153 170H152V171H153ZM155 170H157V169H155ZM166 170H165V171H166ZM169 170H170V169H169ZM179 170H180V169H178V171H179ZM185 170H187V168H186ZM191 170H192V169H191ZM194 170H195V169H194ZM203 170H204V169H203ZM206 170H207V168H206ZM217 170H218V169H217ZM217 170H216V171H217ZM238 170H239V167H238ZM243 170H244V168H243ZM243 170H242V171H243ZM152 171H151V172H152ZM161 171H162V170H161ZM167 171H168V170H167ZM187 171L189 172V170H187ZM223 171H224V169H223ZM227 171H228V170H227ZM233 171H234V170H233ZM244 171H245V170H244ZM246 171H247V170H246ZM252 171H253V170H252ZM252 171H251V172H252ZM255 171H256V170H255ZM195 172H196V171H195ZM200 172H201V171H200ZM207 172H209V170H208ZM214 172H215V171H214ZM218 172H220V171H218ZM218 172H217V173H218ZM228 172H229V171H228ZM228 172H227V173H228ZM236 172H237V171H236ZM240 172H241V171H240ZM131 173L133 174V171H132ZM161 173H162V172H161ZM166 173H167V172H164V174H166ZM192 173H194V172H192ZM192 173H191V175H192ZM198 173H199V172H198ZM201 173H205V172L202 171ZM210 173H211V172H210ZM243 173H244V172H243ZM245 173H246V172H245ZM245 173H244V174H245ZM146 174H147V173H146ZM146 174H145V173H144V174H141V176H142V175H146ZM157 174H158V173H157ZM157 174H156V177L158 176ZM162 174H163V173H162ZM162 174H161V175H162ZM168 174H169V173H168ZM168 174H167V175H168ZM170 174H171V173H170ZM170 174H169V175H170ZM187 174H188V173H187ZM233 174H234V173H233ZM233 174H232V176H234ZM244 174H242V175H244ZM247 174H250V173L248 172ZM247 174H245L246 177L249 176V175H247ZM251 174H252V173H251ZM147 175L149 176V175H151V173H150V174L148 173ZM152 175H153V174H152ZM152 175H151V176H152ZM161 175H160V176H161ZM169 175H168V180L171 179V178L169 179ZM171 175H172V174H171ZM175 175H176V174H175ZM175 175H174V177H175ZM179 175H180V173H179ZM191 175L189 174V175H187V176H191ZM194 175H195V174H194ZM202 175H203V174H202ZM210 175H212V174H210ZM210 175H209V176H210ZM230 175H231V174H230ZM245 175H244V176H245ZM128 176H131V174H128ZM132 176H133V175H132ZM134 176H136V173H135V172H134ZM154 176H155V175H153V178H154ZM162 176H163V175H162ZM204 176H206V175H204ZM209 176H208V178H209ZM220 176L223 177V175H220ZM225 176H226V174H225ZM237 176H240V173H239ZM126 177H127V175H126ZM136 177H137V176H136ZM139 177H140V175H139ZM139 177H138V178H139ZM143 177H144V176H143ZM156 177H155V179H156ZM178 177H179V176H178ZM195 177H197V176H195ZM202 177H203V176H202ZM234 177H235V176H234ZM234 177H233V178H234ZM242 177H243V176H242ZM250 177H252V176H250ZM258 177H259V176H258ZM140 178H141V177H140ZM144 178H145V177H144ZM158 178H160V177H158ZM158 178H157V179H158ZM163 178H164V177H162L161 180H164ZM166 178H167V176H166ZM205 178H207V177H205ZM228 178H229V177H228ZM230 178H231V177H230ZM235 178H236V177H235ZM239 178H240V177H239ZM239 178H238V179H239ZM243 178H245V177H243ZM134 179H137V178L134 177ZM172 179H173V178H172ZM172 179H171V180H172ZM214 179H215V178H214ZM220 179H221V178H220ZM220 179H219L218 181H220ZM238 179H236V180H238ZM247 179H248V178H247ZM256 179H257V178H256ZM137 180H138V179H137ZM150 180H151V179H150ZM195 180L197 181L196 178H195ZM203 180H204V178H203ZM208 180H209V179H208ZM226 180H227V179H226ZM230 180H232V181L234 180V181H235V179H230ZM230 180H229V181H230ZM242 180H243L242 178H241V181H240V179H239L240 182H242ZM244 180H245V179H244ZM244 180H243V181H244ZM127 181H128V180H127ZM139 181H140V180H139ZM165 181H166V180H165ZM174 181H175V180L171 181L170 183H172V182H174ZM177 181H178V180L176 179V182H177ZM200 181H201V180H200ZM200 181H199V182H200ZM206 181H207V180H206ZM212 181H214V180H212ZM215 181H216V179H215ZM218 181H217V182H218ZM222 181H224V180H222ZM222 181H221V183H220V182H219V183H220V184H223L224 182H222ZM120 182H121V181H120ZM128 182H129V181H128ZM134 182L137 183L138 181H134ZM134 182H132V184H133ZM142 182H143V181H142ZM142 182H141V183H142ZM147 182H148V181H147ZM160 182H161V181H160ZM168 182H169V181H168ZM183 182H185V181H183ZM201 182H202V181H201ZM209 182H210V184L212 183L210 180H209ZM235 182H236V181H235ZM115 183H116V182H115ZM115 183H113V184H115ZM117 183H118V182H117ZM139 183H140V182H138L137 185H138ZM141 183H140V184H141ZM145 183H146V182H145ZM149 183L151 184V182H149ZM161 183L166 184V185L168 184V183H166V182H161ZM170 183H169V184H170ZM179 183H180V181H179ZM185 183L187 184L188 182H185ZM190 183H191V184H187V185H189V186L191 185V187H192V182H190ZM202 183H203V182H202ZM202 183H198V184H202ZM204 183H205V182H204ZM213 183H214V182H213ZM225 183H226V181H225ZM227 183H228V182H227ZM230 183H231V181L228 183V185H229ZM232 183H233V182H232ZM111 184H112V183H111ZM120 184H122V183H119V184H117V185L120 186ZM126 184H127V183H126ZM126 184H124V182H123L122 185L125 186ZM142 184L144 185V182H143ZM146 184H147V183H146ZM181 184H183V183L181 182ZM186 184H184V185H186ZM205 184H206V183H205ZM207 184H208V182H207ZM233 184H235V183H233ZM233 184H232V185H233ZM117 185H116L115 187H116V188H119V186H117ZM122 185H121V188H120V189H122V187H124V186H122ZM134 185H135V184H134ZM134 185H133V187H134ZM151 185H152V184H151ZM193 185H194V184H193ZM202 185H203V184H202ZM202 185H201V186H202ZM214 185H215V183H214ZM216 185H219V184L216 183ZM232 185H231V187H232ZM236 185H237V183H236ZM236 185H235V186H236ZM113 186H114V185H113ZM113 186H110L111 188H110V187H109V188L112 190V189H114ZM128 186H129V184H128L127 186H125V187H128ZM148 186H149V185H148ZM148 186H146V187H148ZM169 186H170V185H169ZM172 186H173V185H172ZM205 186H207V185H205ZM219 186H220V185H219ZM223 186H224V184H223ZM225 186H226V185H225ZM105 187H107V186H105ZM125 187H124V188H125ZM146 187H145V188H146ZM161 187H162V186H161ZM163 187H164V186H163ZM165 187H167V186H165ZM177 187H178V186H177ZM180 187H181V186H180ZM180 187H179V188H180ZM184 187H185V186H184ZM186 187H188V186H186ZM193 187H194V186H193ZM195 187H196V188H194L193 191H192V190L190 191V192H191L190 194H189L188 191H186V190H187V188H186L185 193L188 192V194L186 193L187 195H192V196L194 197L193 194L195 193V192H194L195 189L197 190V188H199L198 186H195ZM203 187H204V186H203ZM210 187H213V186L211 185ZM215 187H216V186H215ZM220 187H222V186H220ZM109 188H107L106 191H110ZM124 188H123V189H124ZM135 188H136V187H135ZM145 188H144V190H145ZM150 188H151V187H150ZM213 188H214V187H213ZM213 188H209V189L211 190V192L214 191ZM223 188H228V186H227V187H222V189H223ZM99 189H101V188H99ZM132 189H134V188H132ZM136 189H138V188H136ZM136 189H135V190H136ZM140 189H141V188H140ZM140 189H138V190H140ZM142 189H143V187H142ZM147 189H148V188H147ZM147 189H146V191H147ZM155 189H156V188H155ZM174 189L176 190V188H174ZM199 189H200V188H199ZM217 189H218V188H217ZM127 190H128V189H127ZM138 190H137V192H138ZM148 190H149V189H148ZM153 190H154V188H153ZM161 190H163V189H161ZM175 190H174V191H175ZM180 190H183V189L180 188ZM188 190H190V188H189ZM200 190H201V189H200ZM224 190H225V189H223V191H224ZM124 191H125V190L120 191V192H124ZM130 191H131V187H130L129 193H130ZM141 191H143V190H141ZM141 191H139V192H141ZM158 191H159V189H158ZM165 191H168V190H165ZM215 191H216V190H215ZM221 191H222V190H221ZM223 191H222V192H223ZM99 192H100V191H99ZM103 192H104V191H103ZM103 192L101 191L100 194L103 193ZM110 192H112V191H110ZM120 192H118V193H120ZM125 192H126V191H125ZM139 192H138V193H139ZM143 192H144V191H143ZM148 192H149V191H148ZM150 192H151V191H150ZM156 192H157V190H156ZM172 192H173V190H172ZM175 192H176V194H178V193H177L178 191H175ZM193 192H194V193H193ZM90 193H91V192H89L88 194H90ZM115 193H116V190H115ZM126 193H127V192H126ZM192 193H193V194H192ZM220 193H221V192H220ZM93 194L96 196V192L93 193ZM93 194H92V195H93ZM98 194H99V193H98ZM98 194H97V195H98ZM113 194H114V193H113ZM113 194H112V196H113ZM121 194H123V193H121ZM131 194H132V193H130V195H131ZM135 194H136V193H135ZM139 194H142V193H139ZM143 194H145V192H144ZM165 194H166V193H165ZM172 194H174V193H172ZM176 194H175V195H176ZM179 194H180V193H179ZM179 194H178V195H179ZM183 194H184V193H183ZM85 195H86V194H85ZM102 195H105V192H104V194H102ZM106 195H107V194H106ZM124 195H125V194H124ZM133 195H134V194H133ZM146 195H148V194H146ZM163 195H164V194H163ZM163 195H162V196H163ZM166 195H167V194H166ZM168 195H169V193H168ZM178 195H177V196H178ZM181 195H182V192H181ZM69 196H70V195H69ZM87 196H88V195H87ZM98 196H99V195H98ZM100 196H101V195H100ZM100 196H99V197H100ZM108 196H109V195H107V197H108ZM118 196H120V195L118 194ZM121 196H123V195H121ZM127 196H129V195H127ZM144 196H145V195H144ZM149 196H150V195H149ZM153 196H154V195H153ZM162 196H161V197H162ZM171 196H172V195H170V197H171ZM182 196H183V195H182ZM182 196H181V198H180V197H177V198L182 199V198H183ZM185 196H186V195H185ZM99 197H98V198H99ZM107 197H106V198H107ZM110 197H111V196H110ZM129 197H130V196H129ZM132 197H133V196H132ZM151 197H152V196H151ZM151 197H150V198H151ZM155 197H157V196L155 195ZM159 197H160V196H159ZM161 197H160V198H161ZM166 197H167V196H166ZM201 197H202V196H201ZM82 198L84 199V196H83ZM85 198H87V197H85ZM91 198H92V197H90V199H91ZM118 198H119V197H118ZM118 198H117L116 200H118ZM123 198H125V197H123ZM148 198H149V197H148ZM171 198H172V197H171ZM174 198H175V197H174ZM187 198H188V197H187ZM189 198L191 199V196H189ZM189 198H188V199H189ZM198 198L201 200L200 196H199ZM58 199H59V197H58ZM68 199H69V198H68ZM88 199H89V198H87L86 200H88ZM110 199H111V198H110ZM113 199H114V198H113ZM119 199H120V198H119ZM146 199H147V198H146ZM195 199H197V197H194V200H193V201H195ZM199 199H198V200H199ZM66 200H67V199H66ZM72 200H73V199H72ZM103 200H104V198H103ZM126 200H127V197H126ZM134 200L136 201V199H134ZM134 200H133V201H134ZM163 200L166 201L167 199H162V201H163ZM168 200H170V199H168ZM171 200H172V199H171ZM174 200H175V199H174ZM202 200H203V199H202ZM202 200H201V201H202ZM62 201H63V200H62ZM107 201H108V200H107ZM111 201H112V200H111ZM131 201H132V199H131ZM131 201H130V203H131ZM135 201H134V202H135ZM138 201H141V199L138 200ZM148 201H150V199H148ZM159 201L161 202L160 199H159L158 201H156V202H159ZM176 201H177V204H181V203H178L179 199H178V200L176 199ZM181 201H182V200H181ZM185 201H186V199H185ZM68 202H69V201H68ZM73 202H74V201H73ZM91 202H92V200H91ZM93 202H94V201H93ZM105 202H106V201H105ZM113 202H114V201H113ZM119 202H122L121 199H120ZM124 202H125V201L123 200V203H124ZM146 202H147V200H146ZM154 202H155V201H154ZM154 202H153V205H154ZM167 202H168V201H167ZM169 202H170V201H169ZM173 202H174V201H173ZM179 202H180V201H179ZM195 202H196V201H195ZM202 202H203V201H202ZM66 203H67V202H66ZM70 203H72L71 200H70ZM106 203H107V202H106ZM114 203H115V202H114ZM116 203H118V202H116ZM139 203H140V202H139ZM141 203H142V202H141ZM141 203H140V204H141ZM144 203H145V201H144ZM164 203H165V202H164ZM171 203H172V202H171ZM171 203H170V204H171ZM182 203H183V202H182ZM187 203H188V204H191V201H190V203H189L188 200H187ZM187 203H186V204H187ZM104 204H105V203H104ZM125 204H126V203H125ZM128 204H129V202H127V206H129ZM131 204H133V202H132ZM161 204H162V202H161ZM184 204H185V202H184ZM184 204H182L183 207L186 205V204H185V205H184ZM105 205H106V204H105ZM115 205H116V204H115ZM135 205H137V204L135 203V204L133 205V207H134ZM148 205H149V203H148ZM182 205H180V206H182ZM113 206H114V204H113ZM130 206H131V205H130ZM143 206H144V205H143ZM143 206H142V207H143ZM159 206H160V203H159ZM174 206H175V204H174ZM188 206H189V205H188ZM105 207H106V206H105ZM109 207H110V206H109ZM111 207H112V206H111ZM117 207H119V205H118ZM135 207H136L137 209H139L137 206H135ZM139 207H140V206H139ZM142 207H141V208H142ZM150 207H151V206H149V207H145V208H149V209H151ZM155 207H156V206H155ZM185 207L187 208V206H185ZM124 208H126V207L124 206ZM143 209H144V208H143ZM93 210H95V209H93ZM97 210H98V209H97ZM113 210H114V207H113ZM139 210H140V209H139ZM144 210H145V209H144ZM147 210H148V209H147ZM99 211H100V210H99ZM116 211H118V210L116 209ZM140 211H142V210H140ZM95 212H96V211H95ZM97 212H98V211H97ZM107 212H108V211H107ZM113 213H114V212H113ZM115 213H116V212H115ZM115 213H114V214H115ZM88 214H89V213H88ZM100 214H101V213H100ZM102 214H103V213H102ZM153 215H154V214H153ZM87 216H88V215H87ZM100 216H101V215H100ZM100 216H99V217H100ZM173 216H174V215H173ZM101 217H103V216H101ZM88 218H89V217H88ZM97 219H98V218H97ZM100 219H101V218H100ZM175 219H176V217H175ZM139 220H140V219H139ZM139 220H138V222H140ZM141 220H142V219H141ZM170 220H171V218H170ZM170 220H169V221H170ZM99 221H100V220H99ZM122 221H124V220H122ZM134 221H136V220H134ZM142 221H143V220H142ZM163 221H164V220H163ZM175 221H177V220H175ZM158 222H159V221H158ZM165 222H167V221H165ZM99 223H100V222H99ZM102 223H103V222H102ZM102 223H100V224H102ZM122 223H123V222H122ZM143 223H144V222H143ZM163 223H164V222H163ZM163 223H162L163 226H164V225L167 226L166 224H163ZM171 224H172V223H171ZM103 225H104V224H103ZM112 225H113V226H112ZM112 225H111V227L114 228V224H112ZM119 225H120V224H119ZM121 225H122V224H121ZM121 225H120V227H121ZM173 225H174V224H173ZM100 226H101V225H100ZM116 226L118 227V225H115V228H117ZM157 226H158V225H157ZM163 226H161V224H160V227H161V228H162ZM168 226H170L169 223H168ZM174 226L176 227V225H174ZM174 226H173V227H174ZM102 227H103V226H102ZM102 227H100V228H102ZM109 227H110V226H109ZM109 227H108V228H109ZM120 227H119V228H120ZM160 227H159V228H160ZM173 227H172V228H173ZM175 227H174V229H175ZM18 228H19V227H18ZM161 228H160V230H161ZM164 228H165V227H164ZM169 228H170V227H169ZM92 229H93V228H92ZM94 229H95V228H94ZM122 229H123V228H122ZM122 229H121V230H122ZM174 229H173V230H174ZM86 230H87V229H86ZM95 230H96V229H95ZM119 230H120V229H118V231H119ZM123 230L125 231V229H123ZM155 230H156V228L153 229V231L150 230L151 232H149V233H151L152 235H155V234H156V231H159V230H156V231H155ZM165 230H166V229H165ZM167 230H168V227H167ZM170 230H171V232L173 231L172 229H170ZM15 231H16V229H15ZM15 231H14V232H15ZM87 231H89V230H87ZM87 231H85V232H87ZM96 231H97V230H96ZM148 231H149V230H148ZM174 231H175V230H174ZM12 232H13V231H12ZM90 232L92 233L90 236L93 235L92 237H94V233H93L94 231H91V230H90V231H89V234H90ZM104 232H106L105 229H104ZM120 232H121V231H120ZM152 232H153V233L155 232V234H153ZM163 232H164V231H163ZM167 232H169V231H167ZM171 232H170V234H171ZM87 233H88V232H87ZM87 233H83V237H84V234H86L85 236H87ZM97 233H98V232H96V235H98ZM107 233H108V232H107ZM115 233H116V232H115ZM127 233H128V232H126L125 234H127ZM130 233H131V231H130ZM130 233H128L126 236H128ZM133 233H134V232H132V234H133ZM137 233H139V232H137ZM137 233H136V235H137ZM140 233L143 234L144 232H143V233L140 232ZM158 233H160V235L162 234L161 237H164V236H163V233H161L160 231H159ZM164 233L166 234V232H164ZM89 234H88V235H89ZM167 234H168V233H167ZM172 234H176V232H175V233H172ZM81 235H82V234H81ZM133 235H134V234H133ZM133 235H132V236H133ZM138 235H139V234H138ZM143 235H145V233H144ZM143 235H142V238H143ZM152 235H151V236L149 235V237L152 238ZM70 236H71V235H70ZM73 236H75V235H73ZM100 236H101V235H100ZM100 236H98V237L101 239L102 237H100ZM134 236H135V235H134ZM134 236H133V238L135 239ZM145 236H146V235H145ZM145 236H144V238H147V237H145ZM168 236H170V235H168ZM252 236H253V237H250V238L254 240V239L256 238V235L254 236V235L252 234ZM75 237H76V236H75ZM87 237H89V236H87ZM98 237H96V238H98ZM156 237H157V239H159L160 236H159L158 234H156L155 238H156ZM170 237H172V236H170ZM170 237H169V238H170ZM173 237L175 238V235H173ZM254 237H255V238H254ZM70 238L73 239L74 237H73V238L70 237ZM79 238H80V237H78V239H79ZM89 238H90V237H89ZM96 238H94V239H96ZM99 238L97 239L98 241H99ZM103 238H104V237H103ZM103 238H102V239H103ZM105 238H106V237H105ZM130 238H131V237H130ZM133 238H132V239H133ZM138 238H140V236H139ZM165 238H166V237H165ZM78 239H76V240H78ZM84 239H85V238H84ZM90 239H91V238H90ZM92 239H93V238H92ZM106 239H107V238H106ZM110 239H111V238H110ZM125 239H126V238H125ZM127 239H128V238H127ZM157 239H156V240H157ZM161 239H162V238H161ZM163 239H164V238H163ZM167 239H168V237L166 238V241H167ZM76 240H74V241H76ZM85 240H86V239H85ZM97 240H96V241H97ZM108 240H109V238H108ZM108 240H107V241H108ZM117 240H118V238H117ZM117 240H116V242H117ZM128 240H129V239H128ZM135 240H137V239H135ZM140 240H141V238H140ZM146 240H148V238L145 239L144 241L147 242ZM152 240H153V241H156V240H154V238H153ZM169 240H170V239H169ZM171 240H172V239H171ZM80 241H81V240H80ZM80 241H79V242H80ZM93 241H94V240H93ZM137 241H138V240H137ZM141 241H143V240H141ZM150 241H151V240L149 239V242H150ZM153 241H152V242H153ZM157 241H159V240H157ZM157 241H156V242H157ZM172 241H173V240H172ZM72 242H73V240H72ZM83 242H84V241H83ZM109 242H112V241H109ZM109 242H108V243H109ZM118 242H119V241H118ZM118 242H117V243H118ZM120 242H121V241H120ZM152 242H151V244H152ZM173 242H174V241H173ZM65 243H66V242H65ZM81 243H82V241H81ZM81 243H78V244L76 243V246L79 245V244H81ZM84 243H85V242H84ZM87 243H88V242H87ZM87 243H86V244H87ZM104 243H105V242H104ZM108 243H107V244H108ZM114 243H115V242H114ZM153 243L155 244V242H153ZM158 243H159V242H158ZM67 244H69V243H67ZM71 244H72V243H71ZM88 244H89V243H88ZM91 244H93V243H91ZM97 244H98V243H97ZM97 244H95V245H97ZM102 244H103V242H102ZM109 244H110V243H109ZM111 244H113V243H111ZM119 244H122V243H119ZM119 244H117V245H119ZM143 244H144V243H143ZM151 244H150V246H151ZM164 244H166V242H164ZM168 244H170V243H168ZM73 245H74V243H73ZM104 245H105V244H104ZM135 245H136V244H135ZM141 245H142V243H141ZM152 245H153V244H152ZM97 246H98V245H97ZM101 246H103V245H100L99 247H101ZM109 246H110V245H109ZM113 246H116V244L113 245ZM120 246H121V245H120ZM124 246H125V245H124ZM128 246H129V245L127 244V247H125L126 249H123V250L128 251V250H127ZM130 246L132 247L133 244H130ZM150 246H149V247H150ZM155 246H156V245H155ZM74 247H75V246H74ZM93 247H95V246H93ZM99 247H98V248H99ZM104 247H105V246H104ZM106 247H107V245H106ZM116 247H119V246H116ZM122 247H123V246H122ZM122 247H120V248H122ZM135 247H136V246H135ZM135 247H134V248H135ZM141 247H142V246H141ZM229 247H231V246H228L227 248L229 249ZM232 247H233V246H232ZM95 248H97V247H95ZM108 248H109V247H108ZM112 248H113V247H112ZM123 248H124V247H123ZM129 248H130V247H129ZM132 248H133V247H132ZM151 248H152V247H151ZM90 249H91V248H90ZM92 249H93V248H92ZM92 249H91V250H92ZM101 249H102V248H101ZM104 249H105V248H104ZM104 249H103V251H105ZM109 249H111V248H109ZM143 249H144V247H143ZM146 249H147V248H145V250H146ZM91 250L88 251V252H91ZM94 250H95V249H94ZM106 250H107V249H106ZM112 250H113V249H112ZM114 250H115V247H114ZM114 250H113V251H114ZM117 250H118V249H117ZM120 250H121V249H119V251H120ZM130 250H131V249H130ZM107 251H108V250H107ZM109 251H110V250H109ZM115 251H116V250H115ZM121 251H122V250H121ZM126 251H125V254H126ZM123 252H124V251H123ZM145 252H146V251H145ZM161 252H162V251H161ZM164 252H165V251H164ZM93 253H94V252H93ZM95 253H97V252H95ZM116 253H118V252H116ZM120 253H121V252H120ZM120 253L118 254L119 256L121 255ZM147 253H148V252H147ZM122 254H123V253H122ZM127 254H128V253H127ZM143 254H144V253H143ZM47 256H48V255H47ZM49 256H50V255H49ZM49 256H48V257H49ZM122 256H123V255H122ZM122 256H121V258H123ZM50 257H51V256H50ZM52 257H53V255H52ZM53 258H54V257H53ZM53 258H51L50 260L52 261ZM45 261H46V260H45ZM29 262H30V261H29ZM53 262H54V260H53ZM53 262H52V263H53ZM26 263H27V262H25V264H26ZM45 263H48V264H49L48 260H47ZM50 264H51V262H50ZM106 264H107V263H106Z\"/></svg>", "mask_w": 264, "mask_h": 264}]
</instances>
